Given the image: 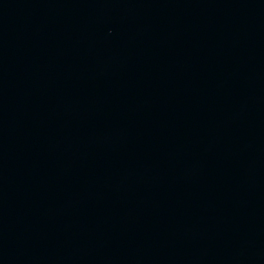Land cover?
I'll return each instance as SVG.
<instances>
[{"label": "water", "instance_id": "water-1", "mask_svg": "<svg viewBox=\"0 0 264 264\" xmlns=\"http://www.w3.org/2000/svg\"><path fill=\"white\" fill-rule=\"evenodd\" d=\"M171 264H264V74Z\"/></svg>", "mask_w": 264, "mask_h": 264}]
</instances>
